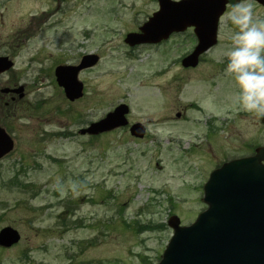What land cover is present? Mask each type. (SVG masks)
Instances as JSON below:
<instances>
[{"label": "rangeland", "instance_id": "1", "mask_svg": "<svg viewBox=\"0 0 264 264\" xmlns=\"http://www.w3.org/2000/svg\"><path fill=\"white\" fill-rule=\"evenodd\" d=\"M236 2L229 0L217 46L185 72L190 32L158 46L125 43L159 9L157 0H0V57L15 64L0 87L26 92L2 114L15 147L0 161V231L13 227L21 241L0 247V264L159 263L173 236L169 218L190 226L207 208L210 125L233 137L256 120L233 106L235 84L223 73ZM89 54L100 62L80 73L84 95L71 102L55 68ZM121 103L130 124H149L143 140L128 128L79 134Z\"/></svg>", "mask_w": 264, "mask_h": 264}, {"label": "water", "instance_id": "2", "mask_svg": "<svg viewBox=\"0 0 264 264\" xmlns=\"http://www.w3.org/2000/svg\"><path fill=\"white\" fill-rule=\"evenodd\" d=\"M264 5V0H256ZM160 10L141 28L129 34L130 46L156 44L173 33L195 28L198 45L183 59L184 67H196L199 58L217 44L219 20L228 0H159ZM96 56H86L80 66H60L56 75L66 97L75 101L83 96L78 81L81 70L94 66ZM13 67L8 58L0 57V75ZM20 88L17 92H21ZM129 107L120 105L104 119L82 129V135H100L127 126ZM264 123V118H263ZM130 133L143 138L145 127L134 124ZM12 138L0 128V158L12 151ZM264 147L253 158L237 160L214 171L204 188L203 203L208 209L190 226H181L177 216L168 225L174 234L159 264H264ZM21 239L11 227L0 232V246L10 248Z\"/></svg>", "mask_w": 264, "mask_h": 264}, {"label": "clouds", "instance_id": "3", "mask_svg": "<svg viewBox=\"0 0 264 264\" xmlns=\"http://www.w3.org/2000/svg\"><path fill=\"white\" fill-rule=\"evenodd\" d=\"M227 18L230 41L223 73L235 84L232 103L259 119L264 117V17L250 0H237Z\"/></svg>", "mask_w": 264, "mask_h": 264}, {"label": "flooded vegetation", "instance_id": "4", "mask_svg": "<svg viewBox=\"0 0 264 264\" xmlns=\"http://www.w3.org/2000/svg\"><path fill=\"white\" fill-rule=\"evenodd\" d=\"M154 13H152V15ZM151 16H149L148 18H150ZM186 32H190L195 40V46L189 52L191 53L197 45V38L195 36L193 28L188 29ZM173 37L174 35L171 38ZM163 43L164 42L156 45L149 44L148 46H158V45H162ZM207 54L201 56L199 65L196 68H183L184 71L192 72L198 70L203 65V62L206 59ZM16 88L18 87L17 86L4 87V88L0 87V112H1L0 127H2V114L5 112L11 113V111L14 110L16 104L18 103L17 100H23L26 96L25 90L23 96H21V94H17L13 92V90H15ZM4 90H8V92H4ZM2 108L5 109L3 110ZM245 113L246 112H243L241 115H244ZM250 115L255 117L254 115L249 113H247L246 116H250ZM255 119H256L255 122L252 121L249 122L248 127H246V129L244 130L241 129L237 131L233 137L231 134L224 137L217 135L219 132H217V130L214 129L212 130V127L210 125L209 130L206 133V141L204 143V147L205 146L207 147V155L209 156V160L211 162L213 170H216L222 167L223 165L233 162L235 160L254 157L257 154L258 148L264 146V141L262 142L259 141L260 134L264 132V124L262 123L263 117L259 119L257 118ZM240 121L242 122V119ZM148 125L149 124H147L146 126ZM215 138H218L217 148H214L216 147L214 145L216 140ZM209 178H210V173L208 175L206 182L209 180Z\"/></svg>", "mask_w": 264, "mask_h": 264}]
</instances>
